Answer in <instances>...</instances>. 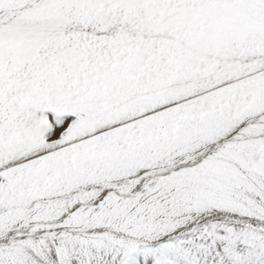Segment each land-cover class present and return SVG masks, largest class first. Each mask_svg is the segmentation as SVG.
<instances>
[{
    "label": "bare ground",
    "instance_id": "1",
    "mask_svg": "<svg viewBox=\"0 0 264 264\" xmlns=\"http://www.w3.org/2000/svg\"><path fill=\"white\" fill-rule=\"evenodd\" d=\"M257 1L0 0V264L264 253V38L182 52ZM45 107L87 115L51 153Z\"/></svg>",
    "mask_w": 264,
    "mask_h": 264
},
{
    "label": "rangeland",
    "instance_id": "2",
    "mask_svg": "<svg viewBox=\"0 0 264 264\" xmlns=\"http://www.w3.org/2000/svg\"><path fill=\"white\" fill-rule=\"evenodd\" d=\"M261 1L263 2H260V0L257 1L258 2L257 8H254L255 7L254 4H251L249 6L246 5V7L244 8L245 11H239L238 14L235 16L233 14L230 15V19H221L218 22L216 21V17L210 13L213 10L208 11L206 9V13H207L206 18L208 20L205 18L206 20L205 26H207L208 24L209 30L207 28H202L197 33L198 35L194 34L193 35L194 38L192 36V39H191V42L193 41L192 42L193 44H191L190 42L189 43L186 42V44H182V45H185L184 47H182L181 45L182 52L185 50L186 51L195 50V49L199 50L200 48H203L205 52L210 51L212 53V56L218 57L220 56L222 52L231 51V50L235 52L239 50V48L244 46L246 43L248 44V42L250 43L251 41H253L256 38V36H261L264 38V26H263L264 0H261ZM241 4L242 3H239V5ZM259 4H261L262 6H260ZM213 12L215 13V11ZM255 12L258 13L257 14L258 16L256 15ZM254 15L259 17V20H257L256 18H253ZM241 16H244V17H241ZM245 16L248 18H246ZM260 16H262V18ZM250 19H252V21H250ZM223 23H229V24L228 26H225ZM199 39L200 41H198ZM196 43L199 44V46H197ZM242 43H245V44L242 45ZM188 44L189 46H192V48L191 47L189 48ZM186 47L187 49H185ZM246 58L248 59V60L246 59L247 61H252V59H254V57H251V55L247 56ZM251 67L253 68V66ZM262 69H264V64H262ZM253 70L254 69H252V71ZM217 73H218L217 70L213 72H210L209 70H207L201 73L199 75V78L200 80H203V81H210L218 77ZM217 83H218V80L215 81L214 86L217 85ZM234 83L235 81H229V79H227L223 83L222 86H225L226 88L229 86H233ZM211 87L212 88L200 89V91H202L201 95L210 96L211 93H215L216 90L219 88V87H213V86ZM193 97H197V95ZM175 104L176 103H171V105L169 106V109L174 108ZM40 110L41 111L39 112L43 116L44 119L42 121L43 124L41 127V133H40V138H39L40 143L36 145L40 147L42 150H44L46 153H51L56 150H60V149H64L68 147V145L72 141L75 140L78 132L82 130L81 126L84 124V122L87 119L86 118L87 115L83 111H75V112L58 111L57 112L56 110L49 108V107H45ZM0 177H1L0 182H2V179H4L3 173H0ZM263 254L264 253L262 251L256 252V251L249 250L248 252H246V256L239 253L240 257L238 261L242 262L243 264H264V260H262L261 258Z\"/></svg>",
    "mask_w": 264,
    "mask_h": 264
}]
</instances>
